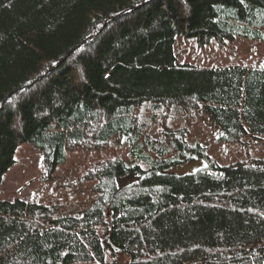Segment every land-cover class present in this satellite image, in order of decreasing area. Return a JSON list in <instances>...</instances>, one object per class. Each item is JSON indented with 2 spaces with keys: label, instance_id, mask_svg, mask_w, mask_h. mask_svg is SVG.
<instances>
[{
  "label": "trees",
  "instance_id": "1",
  "mask_svg": "<svg viewBox=\"0 0 264 264\" xmlns=\"http://www.w3.org/2000/svg\"><path fill=\"white\" fill-rule=\"evenodd\" d=\"M178 35L264 41V0H0V186L22 143L46 181L114 139L134 159L94 163L80 210L0 199V264H264V160L219 165L156 124L200 111L218 141L264 139V64L177 63ZM187 152L208 166L169 172Z\"/></svg>",
  "mask_w": 264,
  "mask_h": 264
},
{
  "label": "rangeland",
  "instance_id": "2",
  "mask_svg": "<svg viewBox=\"0 0 264 264\" xmlns=\"http://www.w3.org/2000/svg\"><path fill=\"white\" fill-rule=\"evenodd\" d=\"M174 51L177 63H191L204 68L232 65L251 67L264 64V41L243 36L199 45L195 38L178 35ZM143 112L141 116L144 114L143 120L150 128L153 120H150V115ZM156 120L157 126H169L171 130L185 127L187 141L190 144L200 142L206 147L207 155L219 165L251 159L264 160V139L247 135L240 142L218 141L220 130L200 111L193 113L162 111ZM191 155L194 154L187 152L182 162L170 167L168 171L185 174L208 166L206 159L188 158ZM115 157H122L129 164L134 161L129 154V147L116 139L101 150L70 151L67 163L57 168L54 177L46 181L43 179L44 165L41 153L22 143L16 150L14 164L6 172L0 186V199L21 198L41 203L60 202L70 210H80L96 196L93 191L94 181H85L82 176L94 163ZM108 259L111 261V257Z\"/></svg>",
  "mask_w": 264,
  "mask_h": 264
},
{
  "label": "water",
  "instance_id": "3",
  "mask_svg": "<svg viewBox=\"0 0 264 264\" xmlns=\"http://www.w3.org/2000/svg\"><path fill=\"white\" fill-rule=\"evenodd\" d=\"M119 250V248H116V251H118Z\"/></svg>",
  "mask_w": 264,
  "mask_h": 264
}]
</instances>
